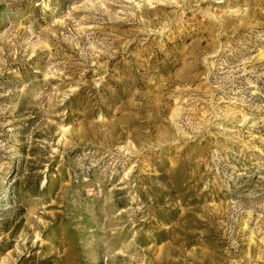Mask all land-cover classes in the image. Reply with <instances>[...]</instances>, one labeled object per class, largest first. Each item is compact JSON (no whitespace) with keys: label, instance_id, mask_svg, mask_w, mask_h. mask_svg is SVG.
<instances>
[{"label":"rangeland","instance_id":"374dc122","mask_svg":"<svg viewBox=\"0 0 264 264\" xmlns=\"http://www.w3.org/2000/svg\"><path fill=\"white\" fill-rule=\"evenodd\" d=\"M0 264H264V0H0Z\"/></svg>","mask_w":264,"mask_h":264}]
</instances>
